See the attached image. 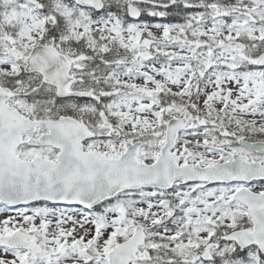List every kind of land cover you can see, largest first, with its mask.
<instances>
[{
    "label": "snow or ice",
    "instance_id": "snow-or-ice-1",
    "mask_svg": "<svg viewBox=\"0 0 264 264\" xmlns=\"http://www.w3.org/2000/svg\"><path fill=\"white\" fill-rule=\"evenodd\" d=\"M0 264H264V0H0Z\"/></svg>",
    "mask_w": 264,
    "mask_h": 264
}]
</instances>
